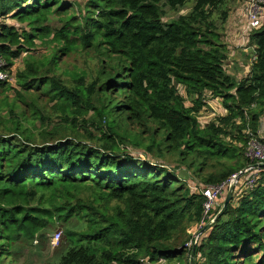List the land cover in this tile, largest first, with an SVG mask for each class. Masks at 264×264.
<instances>
[{"label":"trees","instance_id":"1","mask_svg":"<svg viewBox=\"0 0 264 264\" xmlns=\"http://www.w3.org/2000/svg\"><path fill=\"white\" fill-rule=\"evenodd\" d=\"M231 1L0 0V58L22 62L0 79V264L59 228L48 264H189L201 188L264 142V7L236 79ZM193 264H264V168L198 236Z\"/></svg>","mask_w":264,"mask_h":264},{"label":"built area","instance_id":"2","mask_svg":"<svg viewBox=\"0 0 264 264\" xmlns=\"http://www.w3.org/2000/svg\"><path fill=\"white\" fill-rule=\"evenodd\" d=\"M264 0H248L244 9L245 25L243 34H246L260 24V19L263 14ZM6 62L3 58H0V79L14 81V74L7 70ZM246 156L249 159V164L240 172L230 175L226 180L218 184L206 185L202 189V194L206 200L203 204V215L199 228H202L206 221L209 219L210 210L219 205V197L228 188L231 183H234L235 188L245 181L246 185L254 183L259 167H255V164H264V142L255 136H251L247 141ZM214 218V217H213ZM212 218V219H213ZM210 220V219H209ZM61 232L55 231L51 243L56 244L59 241ZM195 235V234H194Z\"/></svg>","mask_w":264,"mask_h":264},{"label":"rangeland","instance_id":"3","mask_svg":"<svg viewBox=\"0 0 264 264\" xmlns=\"http://www.w3.org/2000/svg\"><path fill=\"white\" fill-rule=\"evenodd\" d=\"M233 4V3H232ZM191 7V4H188L187 6H184L182 8H178V10H167L166 8V14L165 16L163 17V20L164 21H167V20H170V19H174L177 17V15L179 13H185L187 12ZM220 19H218L216 21V23H218V25L220 26ZM232 22V18H231V21H229V23ZM226 23V25L224 24ZM228 22H223L222 23V27L225 25L226 27V32L229 36L231 34V31H233L234 28H232L233 26L230 25ZM223 32V31H222ZM222 41L224 40V36L223 38H221ZM226 42V38L224 40ZM223 41V42H224ZM232 44V43H231ZM233 45V44H232ZM234 47V46H233ZM229 52V51H228ZM228 52H227V55H228ZM248 53L253 52L252 49H249L247 51ZM24 56V54H23ZM234 58H231V66L229 67L230 68V71L231 72H235L234 69H240L238 67V63L239 62H248V55H244L243 53H239L238 51L234 54ZM21 59H17L13 65V67L11 68V73L15 74V71L21 67ZM246 77L243 75V78ZM237 79V78H236ZM14 82V81H13ZM179 92L181 94H183V90L181 88H178ZM211 112V109L210 108H206L205 110H202L200 112V116H207L209 113ZM152 161H157V159H154L153 158L151 159ZM167 166H170V164L172 163H166ZM177 174L181 177V178H184L186 179V181L189 183V184H199L200 182L194 177V174H192L191 171H186L185 169L183 168H178V171H177ZM226 193V192H225ZM221 200V201H220ZM224 198L222 199H219V206H221L222 202H223ZM221 208V207H220ZM61 234H60V237H59V240L61 239L62 237V232H63V229L59 228L58 229ZM55 233V232H54ZM54 233L51 235L50 239H48L47 242H45L44 245L40 246L39 247V244L38 243H34V245H31V246H25L23 247V249H20V250H15V251H20L19 255H17L15 257V260L13 262V264H48L49 263V259L51 258V255L53 253V249L58 246L59 244V241L54 244V243H51V239L53 238L54 236ZM15 249V248H14Z\"/></svg>","mask_w":264,"mask_h":264},{"label":"crops","instance_id":"4","mask_svg":"<svg viewBox=\"0 0 264 264\" xmlns=\"http://www.w3.org/2000/svg\"><path fill=\"white\" fill-rule=\"evenodd\" d=\"M247 1L248 0H236V1H231L229 3L230 6L228 10L229 13L227 15L225 22L229 23V21H231L232 18V22H230L229 24L232 25L233 26L232 28L234 29L233 31H231L230 36L229 34L226 35L227 34L225 27L226 23H224L225 25L223 26V36H224V40L226 38V42L224 40L223 41L227 46V52L229 51L225 63L226 71L230 76L235 77L237 79L242 78L243 75L247 76L249 66L253 61V59L255 58L254 51L252 52V54L251 52L249 53L247 52L249 49L253 50V46L251 45V43L248 42L247 35L243 34V29L245 25L244 9ZM237 51L239 53H243L244 55H248L249 57L248 62H239L237 65L240 69H234L235 72H231L229 68L232 64L231 58L235 57L234 54ZM258 135L260 136L259 132Z\"/></svg>","mask_w":264,"mask_h":264},{"label":"water","instance_id":"5","mask_svg":"<svg viewBox=\"0 0 264 264\" xmlns=\"http://www.w3.org/2000/svg\"><path fill=\"white\" fill-rule=\"evenodd\" d=\"M258 132H259L261 138H264V119H262L259 122ZM255 167L264 168V164H255ZM242 173L243 172H240L239 175H242ZM234 192H235V185H234V183H231L226 190L221 208L218 210L215 217L213 219H211L209 222H207L202 228L197 230V232L195 233V235L193 237V241H192L191 251H190L189 264H193V261H194V246H195V243H196L198 236L201 233H203L204 231H206L210 227V225L224 212V210L226 209V206H227L228 202L231 200Z\"/></svg>","mask_w":264,"mask_h":264}]
</instances>
